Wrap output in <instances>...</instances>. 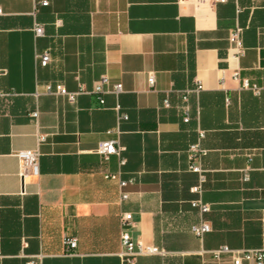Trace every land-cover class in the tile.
Here are the masks:
<instances>
[{
  "label": "crops",
  "instance_id": "crops-1",
  "mask_svg": "<svg viewBox=\"0 0 264 264\" xmlns=\"http://www.w3.org/2000/svg\"><path fill=\"white\" fill-rule=\"evenodd\" d=\"M41 1L0 0V264H132L119 256L124 211L135 236L169 252L133 264H213L222 244L264 247V0ZM236 27L239 60L229 56ZM237 68L260 94L233 78ZM104 74L102 104L89 91ZM47 84L85 92L71 102ZM199 130L204 215L190 204L187 156ZM104 140L120 154L95 152ZM34 148L39 171L22 177L16 153ZM201 219L212 228L199 238ZM67 236L78 239L69 251Z\"/></svg>",
  "mask_w": 264,
  "mask_h": 264
},
{
  "label": "built area",
  "instance_id": "built-area-1",
  "mask_svg": "<svg viewBox=\"0 0 264 264\" xmlns=\"http://www.w3.org/2000/svg\"><path fill=\"white\" fill-rule=\"evenodd\" d=\"M181 1V0H179ZM214 2H225L227 0H213ZM41 4L47 5V0H42ZM2 9L0 8V14ZM35 35L41 36L44 34V27L40 23H36L34 27ZM229 56L235 60H239L240 57L244 54L245 48L241 36V28L236 27L229 34ZM36 59L38 60L41 66L48 65L51 55L48 50L36 53ZM233 78L241 80L242 87L245 89L252 90L255 94H260L261 87L255 83H251L249 79L242 78L240 70L237 68L233 71ZM148 82L152 86L155 82L154 74L151 73L148 77ZM110 85L109 76L104 74L97 81H95L93 88L89 91L97 95L100 103L104 104L105 99L103 95L108 92V86ZM202 86L200 83L191 90L185 91L182 97L184 100H187L188 93L195 91L198 92ZM123 90L121 83H117L113 86V91L120 93ZM46 92L52 94H61L65 95L69 101L74 102L76 97L81 92H85L84 87H80L78 91H69L63 84H56L55 86L51 84L46 85ZM169 106L168 101L165 102ZM119 109V107H117ZM183 120L188 122L190 120L189 116V106L185 105L183 107ZM33 116H37L38 112L34 111ZM119 118H126V115L120 114ZM205 132L203 130L198 131V139L195 142H192L187 149L188 164L190 171L197 174V182L191 186L190 191L197 196L190 200V204L195 208L200 215H204L210 211L209 203L205 202L201 194L204 190V185L207 181L206 170L203 168L201 159L206 153V149L202 146L201 140L204 138ZM45 140V135H39L38 142ZM122 147L116 140H104L98 143L95 152L104 156V158H109L110 155L120 154ZM40 150L38 148L34 149H23L16 153L17 157L20 160L21 168L20 175L24 177L28 173H38L39 171V158ZM122 159L121 163H124ZM107 177H115V175H107ZM244 179H248V175L244 176ZM121 186L126 184L125 181H121ZM121 198L127 199L128 193L125 191L121 192ZM120 240L122 245V250L119 252V256L129 263H135L139 256L145 255H166L169 252L156 245L145 244L141 239L135 236L132 232L134 227L133 213L129 211H124L120 215ZM211 224L206 219H201L198 223L192 225L191 231L193 234L199 238H202L207 232L211 231ZM64 243L69 250L74 249L77 246L78 239L74 236H67L64 238ZM213 257V264H264V247L262 248H233L227 244H222L219 247L210 251ZM26 264H37L35 261L30 260Z\"/></svg>",
  "mask_w": 264,
  "mask_h": 264
}]
</instances>
